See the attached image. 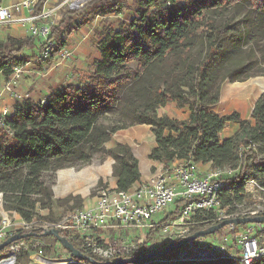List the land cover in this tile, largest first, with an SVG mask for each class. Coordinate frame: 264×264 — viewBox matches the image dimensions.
I'll return each mask as SVG.
<instances>
[{"label": "trees", "instance_id": "trees-1", "mask_svg": "<svg viewBox=\"0 0 264 264\" xmlns=\"http://www.w3.org/2000/svg\"><path fill=\"white\" fill-rule=\"evenodd\" d=\"M45 1H38L35 14H40ZM126 2L135 6L134 17L117 19L115 28L99 34V59L92 70L78 75V83L57 86L42 99L43 104L31 99L14 101L13 114L0 128V194L6 213L27 222L36 220L37 210H51L54 205L45 177L63 168L88 164L95 157L100 161L95 179L110 175L117 190L132 188L141 176L131 147L120 142L106 146L128 123L150 128L154 146L148 158L153 162L188 160L212 169L230 170L231 174L223 175L227 184L220 193L223 206L232 208L234 198L241 195L249 180L264 188V92L254 105L253 124L238 112L221 114L209 110L218 103L225 80H240L251 69L250 64L232 62L243 45L258 46L264 41V0H90L80 8H68L50 26L47 41L31 35L0 41V77L7 79L16 66H25L29 61L27 52L39 53L41 58L42 52L50 48L51 58L59 50H53V42L65 32L72 35L98 14L119 13ZM169 103L187 107V119L159 116L157 111ZM230 123L237 124V129L229 138L221 139ZM101 186L97 192L105 187ZM211 216L206 213L196 218L204 222ZM260 228L258 234L264 238V223ZM158 229L152 228L144 242L119 259L146 252ZM30 232L36 236L16 243L33 238L58 243L51 236H42L40 229L19 234ZM222 232L223 229L216 234L221 236ZM59 233L95 259L81 247L80 237ZM6 250L0 251V257ZM28 257L29 252L21 249L17 263ZM156 261L240 264L228 259L191 262L161 258L141 264ZM254 264H264V260Z\"/></svg>", "mask_w": 264, "mask_h": 264}, {"label": "built area", "instance_id": "built-area-1", "mask_svg": "<svg viewBox=\"0 0 264 264\" xmlns=\"http://www.w3.org/2000/svg\"><path fill=\"white\" fill-rule=\"evenodd\" d=\"M1 1V0H0ZM39 0H18L9 5H0V26L10 23L27 25L31 36L47 41L53 18L65 6L77 9L90 0H46L40 14H35ZM52 2V4H49ZM41 21V25L36 22ZM51 47V42L49 43ZM50 48L42 52L41 59L49 57ZM59 57L67 59L71 53L65 48L57 51ZM24 66H16L9 78H3L0 88V128H3L7 117L13 114L11 106L4 101H22L32 99L29 94L20 95L14 90L22 78ZM43 104L44 100H40ZM154 172L149 180L137 182L127 191H119L116 186L104 187L93 198L90 207L76 208L60 221L41 222L24 221L20 217L4 211L0 203V244L21 231L40 229L43 232L51 229L77 235L82 240V247L95 256H104L116 260L124 256L119 250H103L93 243L88 233L100 231H140L148 233L158 227L176 240L192 233L197 226V216L206 213L212 218L207 224H218L232 218L264 216V207L259 210L233 213L230 206H223L220 193L226 188L223 175L231 174L230 170L209 169L198 171V165L188 160H176L171 163L154 162ZM244 185L259 187L257 182L249 180ZM259 190H264L259 187ZM170 218L167 222L166 218ZM261 224L244 227L230 225L227 231L210 243L203 238L196 240L176 252L178 261L211 262L217 259H228L240 264H254L264 260V238L258 234ZM200 228V227H197ZM204 230V229H203ZM175 240V241H176ZM6 253L0 257V264H17V255L24 249L22 242L6 247ZM127 255V254H125ZM45 258L41 251L31 256L29 264H40L36 258ZM66 264H77L75 259H68Z\"/></svg>", "mask_w": 264, "mask_h": 264}, {"label": "rangeland", "instance_id": "rangeland-1", "mask_svg": "<svg viewBox=\"0 0 264 264\" xmlns=\"http://www.w3.org/2000/svg\"><path fill=\"white\" fill-rule=\"evenodd\" d=\"M3 1L15 3L18 0ZM49 4H52V2ZM68 8H70L69 5L57 13L56 17L53 18L52 25L57 23L61 15ZM134 8L135 6L131 2L122 3L119 13L98 14L88 24L75 30L72 35H67L65 32L59 41L53 42L55 45L53 50L64 47L71 53L70 58L63 59L55 52L51 58L43 60L39 58V53L27 52L29 59L27 68L25 67L22 78L14 87L15 92L20 95L29 94L36 101L44 99L48 95V92H52L57 86L78 83V75L92 70L95 62L99 59V52L97 50L99 34L109 31L110 28H115L113 23L115 24L117 19L131 20L134 17ZM41 24V21L36 22V25ZM9 37H30L28 26L14 23L0 26V41L4 42ZM61 41L64 42L63 46L60 43ZM232 63L250 64L251 69L240 80L234 82L225 80L220 86L218 103L209 110L221 114L238 112L242 119L248 120L253 124L251 114L254 105L264 92V41L258 46L250 47L243 45L242 52ZM12 102L10 101V103ZM5 105L11 106L9 102ZM157 113L159 116H168L173 119L183 120L188 114V109L187 107L179 108L175 103H169L164 108L159 109ZM237 127L238 125L235 123L228 124L222 133V137L230 135L232 132L234 133ZM116 142L128 144L133 149L134 156H136L138 161H147L150 164L148 169L149 175L151 176L153 174L155 163L148 161V153L150 148L154 146V136L148 126L131 125L128 123V127L116 132L106 146L112 147ZM99 166L100 161L95 157L88 164L67 167L57 170L53 174H48L45 177V181L50 185L54 205L51 210H37L36 220L41 222L60 221L65 215L76 208L90 207L96 195L95 193L101 185L105 187L115 186V180L110 175H104L101 179H95V171ZM209 169H211L209 165H198V171L200 172H205ZM257 184L259 186V183ZM259 187L245 185L241 195H237L233 200L232 212H247L259 210L264 207V190H259ZM70 198L72 200L65 202L66 199ZM79 200H82V202L76 204V201ZM195 222L198 225L191 228L190 233L207 229L214 225L198 221L197 219ZM201 225H203V228L198 229L197 227H201ZM248 225L256 226V224ZM226 231L227 227L223 228V232ZM88 234V237L98 247L103 250H119L123 255L133 252L139 244L145 241L147 236V233L126 230H93ZM219 237L221 238V236L214 233L203 237V240L206 243H210ZM175 240L176 237L170 236L160 229L154 233L148 244V250L144 253L162 249ZM22 246L29 252V257L26 260H19L17 264H29L31 256L36 251H41L45 257L36 258L40 264H61L62 262L66 264L68 259H70L69 253L63 249L60 243L53 244L50 239L39 240L33 238L23 241ZM177 253L175 252L165 257L163 260L173 261ZM94 258L101 261H113L112 259L108 260V258L99 255H95ZM158 262L161 261H156L155 263L159 264Z\"/></svg>", "mask_w": 264, "mask_h": 264}, {"label": "water", "instance_id": "water-1", "mask_svg": "<svg viewBox=\"0 0 264 264\" xmlns=\"http://www.w3.org/2000/svg\"><path fill=\"white\" fill-rule=\"evenodd\" d=\"M2 201V195L0 194V203ZM264 223V216H255V217H243V218H232L224 220L216 225H213L204 230H198L178 241L172 242L166 247L153 252L143 253L138 256L124 258V259H116L113 261H98L93 259L92 257L82 253L79 249L74 247L71 242H69L66 238L62 237L57 229H51L49 231L43 232L42 236H51L57 240L58 243L65 249L70 258L79 260V261H86L90 264H141L146 263L151 259H158V258H165L172 255L175 251L183 249L185 246L189 245L196 240L203 238L208 235H212L219 230L228 227L230 225L240 226V225H247V224H262ZM36 234L34 232L24 233V234H15L0 244V251L9 245L21 241L30 237H35Z\"/></svg>", "mask_w": 264, "mask_h": 264}, {"label": "crops", "instance_id": "crops-1", "mask_svg": "<svg viewBox=\"0 0 264 264\" xmlns=\"http://www.w3.org/2000/svg\"><path fill=\"white\" fill-rule=\"evenodd\" d=\"M9 4H11L9 1H3V0H1L0 1V5H3V6H5V5H9ZM2 37V36H1ZM28 64V63H27ZM27 64L24 66V70H25V67L27 68ZM2 85H3V77H0V88L2 87ZM51 92H48V94H50ZM10 101H12V100H10V99H6V101H4V104L5 103H7V102H9V104L12 106V104H13V102L12 103H10ZM187 117H188V114H187V116H186V118H184V119H187ZM183 119V120H184ZM234 124V123H233ZM237 129V128H236ZM235 132V131H234ZM223 133V132H222ZM222 133H221V135H220V137H221V139H227V138H229L232 134H233V132H232V134H230V135H226V136H224V137H222ZM151 149V148H150ZM131 151H132V153H133V149L131 148ZM149 154V153H148ZM133 155H134V153H133ZM136 157V156H135ZM138 160V159H137ZM148 161H151L150 159H148ZM149 166H150V164L147 162V161H142V162H140V161H138V167H139V173H140V176H141V180L142 181H146V180H149V178H150V175H149V171H148V169H149Z\"/></svg>", "mask_w": 264, "mask_h": 264}, {"label": "bare ground", "instance_id": "bare-ground-1", "mask_svg": "<svg viewBox=\"0 0 264 264\" xmlns=\"http://www.w3.org/2000/svg\"><path fill=\"white\" fill-rule=\"evenodd\" d=\"M80 1H84V0H80Z\"/></svg>", "mask_w": 264, "mask_h": 264}]
</instances>
